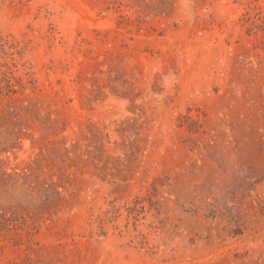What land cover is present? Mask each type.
<instances>
[{
  "label": "rangeland",
  "instance_id": "rangeland-1",
  "mask_svg": "<svg viewBox=\"0 0 264 264\" xmlns=\"http://www.w3.org/2000/svg\"><path fill=\"white\" fill-rule=\"evenodd\" d=\"M0 264H264V0H0Z\"/></svg>",
  "mask_w": 264,
  "mask_h": 264
}]
</instances>
